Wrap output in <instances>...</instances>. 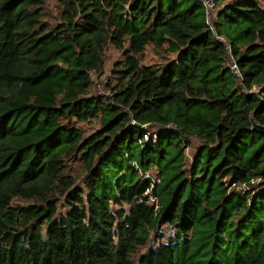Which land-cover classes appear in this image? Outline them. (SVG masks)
<instances>
[{
    "label": "trees",
    "instance_id": "16d2710c",
    "mask_svg": "<svg viewBox=\"0 0 264 264\" xmlns=\"http://www.w3.org/2000/svg\"><path fill=\"white\" fill-rule=\"evenodd\" d=\"M214 1L0 0V264H264V1Z\"/></svg>",
    "mask_w": 264,
    "mask_h": 264
},
{
    "label": "rangeland",
    "instance_id": "374dc122",
    "mask_svg": "<svg viewBox=\"0 0 264 264\" xmlns=\"http://www.w3.org/2000/svg\"><path fill=\"white\" fill-rule=\"evenodd\" d=\"M213 15H216V11L213 12ZM122 59H123V56H122V51L120 49H117L114 46H110L107 49L104 70L100 72L99 74L97 73L92 74L93 85H92L91 95H96V96L108 95V93L111 91V87L115 85L117 81V75L115 74L113 69L116 67V62ZM228 59L231 60V57L229 56ZM68 164H69V169L67 170V172L68 171L72 172V171H76L79 169L78 168L79 163L76 161H70ZM63 203H61L62 205L61 210L66 209ZM174 233H175V230L173 228H171L170 226L169 227L164 226L156 234V236H161L162 239H158L156 238L155 234H152L151 244L152 245L157 244L160 240H162V242L164 243L168 240L169 238L168 235L172 234L174 236L175 235ZM145 250L146 248H143L141 253L145 252Z\"/></svg>",
    "mask_w": 264,
    "mask_h": 264
},
{
    "label": "built area",
    "instance_id": "2783aa9c",
    "mask_svg": "<svg viewBox=\"0 0 264 264\" xmlns=\"http://www.w3.org/2000/svg\"><path fill=\"white\" fill-rule=\"evenodd\" d=\"M206 11H207V23L213 28V24H214V19L216 15H213L214 11H217V6L214 0H202ZM213 20V22H212ZM218 38L225 43L226 45V49H227V55L228 57H231V60H228L229 65L231 66V68L233 70H237V63L235 61V59L232 56V48L230 43L227 41V39L223 36H218Z\"/></svg>",
    "mask_w": 264,
    "mask_h": 264
},
{
    "label": "water",
    "instance_id": "95a60500",
    "mask_svg": "<svg viewBox=\"0 0 264 264\" xmlns=\"http://www.w3.org/2000/svg\"><path fill=\"white\" fill-rule=\"evenodd\" d=\"M252 123H253V130H257V131L264 134V125L263 124L256 122L254 118H252Z\"/></svg>",
    "mask_w": 264,
    "mask_h": 264
}]
</instances>
